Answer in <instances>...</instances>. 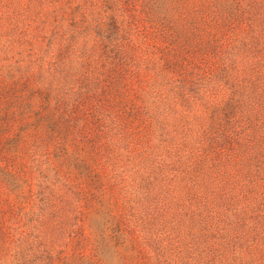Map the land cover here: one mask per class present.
Returning a JSON list of instances; mask_svg holds the SVG:
<instances>
[{"label":"rangeland","instance_id":"374dc122","mask_svg":"<svg viewBox=\"0 0 264 264\" xmlns=\"http://www.w3.org/2000/svg\"><path fill=\"white\" fill-rule=\"evenodd\" d=\"M0 264H264V0H0Z\"/></svg>","mask_w":264,"mask_h":264}]
</instances>
